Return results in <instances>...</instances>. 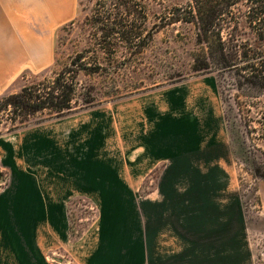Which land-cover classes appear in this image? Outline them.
<instances>
[{
	"label": "crops",
	"instance_id": "crops-1",
	"mask_svg": "<svg viewBox=\"0 0 264 264\" xmlns=\"http://www.w3.org/2000/svg\"><path fill=\"white\" fill-rule=\"evenodd\" d=\"M78 6L0 0V94L53 64L56 32L78 17ZM202 84L167 91V104L165 93L141 98L111 126L75 121L1 134L0 164L11 178L0 188V264H49L45 255L54 250L68 264H233L241 233L233 231V188L223 186L231 139L216 88ZM153 173L142 215L136 192ZM121 192L128 217L104 216L95 231L72 238L74 197L120 208Z\"/></svg>",
	"mask_w": 264,
	"mask_h": 264
},
{
	"label": "rangeland",
	"instance_id": "rangeland-1",
	"mask_svg": "<svg viewBox=\"0 0 264 264\" xmlns=\"http://www.w3.org/2000/svg\"><path fill=\"white\" fill-rule=\"evenodd\" d=\"M187 0H79L78 17L60 27L56 32L55 60L52 65L41 71L27 72L13 83L9 89L0 94V98L20 92L24 85L32 82L53 78L56 73L70 65L72 56L85 48H90L88 61L94 66L95 61L102 62L106 67L99 73L78 75V90L74 113L63 117H49V113H39L30 122L17 130L56 126L75 121L105 122L111 126L113 117L125 107L138 106L141 98L156 93H165L171 89L199 88L204 81H209L216 88L218 104L228 117L231 146L228 151L230 161L227 162L230 174L229 182L223 186L233 188L232 199L234 209V234L240 232L239 239L233 240V264H264V179L257 176L255 169L260 167L264 174V140L262 139V120L264 117V92L248 84L243 76L248 75L244 64L231 68L223 66L214 60H209L210 51L198 42L197 29L191 23L178 22L168 24V15L173 6L183 5ZM145 8L147 20L141 15L144 35L152 33V38L144 40L143 51L136 47L130 49L129 44L114 34L108 40L116 54L110 58L100 50L101 28L116 27V21L125 18V24L130 27L136 19L128 13L135 5ZM97 18L104 19L98 22ZM68 25V26H66ZM121 25H118L120 27ZM122 27V26H121ZM99 32L97 35L96 33ZM230 35L229 29L223 34ZM244 44L264 56V42L250 29L238 32ZM144 37V36H143ZM246 42V43H245ZM137 51V52H135ZM98 58V59H97ZM112 59V60H111ZM208 63V65H207ZM208 66V67H206ZM199 68V70H196ZM92 97L95 101L88 106L84 100ZM11 112L0 113V132H8L12 126ZM179 121V120H177ZM128 125V124H127ZM16 130V131H17ZM15 133V131L13 132ZM0 134V135H1ZM78 152L76 158L81 159ZM105 157H111L110 151H105ZM95 156V151L89 157ZM0 188L10 185V172L0 164ZM226 175L225 178H228ZM157 173H153L144 181L136 192L137 211L144 214L146 192L155 185ZM83 197L86 200H81ZM69 203V222L73 239H79L88 231H95L97 221L104 216L128 217L131 209L128 205V193H120L121 207H102L99 201L84 195ZM133 198V197H132ZM239 203V204H238ZM237 204L241 208L242 224H237ZM139 214V213H137ZM72 226V230H71ZM239 226H242L240 230ZM45 260L49 264H68L70 259L54 250L46 253ZM37 263V262H36Z\"/></svg>",
	"mask_w": 264,
	"mask_h": 264
},
{
	"label": "trees",
	"instance_id": "trees-1",
	"mask_svg": "<svg viewBox=\"0 0 264 264\" xmlns=\"http://www.w3.org/2000/svg\"><path fill=\"white\" fill-rule=\"evenodd\" d=\"M169 10L168 24L185 22L196 27L198 42L211 49L209 60H214L233 69L239 66L241 61L244 64V70L249 72L248 75L243 76L245 80L250 86L264 92V56L262 55L263 58H260V53L250 49V45L248 43L244 44L238 35L240 30L250 29L257 35L259 40L264 42V0H187L185 4L175 5ZM128 13L136 17L130 27L125 24V18L121 17L120 20H115L116 27L109 29L104 26L100 29V40L102 42L100 50L108 58H113L117 52L116 48L113 51L111 44H108L109 38L114 34H118L120 40L126 41L130 49L133 50L134 47L140 49L138 52L143 51L145 47L141 43L146 38H152V33L144 35V23L140 22L141 15L145 19L144 22L147 20L145 8L136 3L129 8ZM103 20L97 18L98 22H103ZM73 23L74 21L69 25ZM118 25L122 27L117 28ZM62 28L65 29L66 27ZM228 29L230 35L227 33V37H225L223 34ZM96 34L98 35L99 32ZM89 52H91L89 47L77 52L72 56L70 65L56 73L53 78L32 82L24 85L20 92L1 97L0 113L11 112L12 114L11 121L13 123L8 128V132L16 131L39 113L48 112L51 118L74 113V110H76L75 104L77 103L75 100L78 90L77 79L80 72L83 71L87 74L99 73L106 69L104 64L98 60L95 61L93 66L88 61L87 54ZM196 70H199V68ZM94 101L89 96L84 100V105L88 106L93 104ZM225 119L228 125L229 121L226 115ZM262 126L263 132L261 135L264 140V117ZM254 169L255 174L264 179L260 167L257 166ZM80 199L86 200L83 197ZM76 200L78 199H72L71 203Z\"/></svg>",
	"mask_w": 264,
	"mask_h": 264
},
{
	"label": "water",
	"instance_id": "water-1",
	"mask_svg": "<svg viewBox=\"0 0 264 264\" xmlns=\"http://www.w3.org/2000/svg\"><path fill=\"white\" fill-rule=\"evenodd\" d=\"M0 179H1V174H0Z\"/></svg>",
	"mask_w": 264,
	"mask_h": 264
}]
</instances>
